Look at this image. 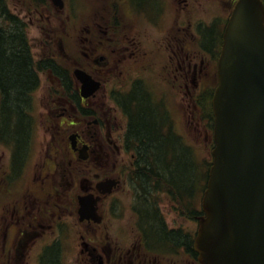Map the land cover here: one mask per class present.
Listing matches in <instances>:
<instances>
[{
	"label": "flooded vegetation",
	"instance_id": "flooded-vegetation-1",
	"mask_svg": "<svg viewBox=\"0 0 264 264\" xmlns=\"http://www.w3.org/2000/svg\"><path fill=\"white\" fill-rule=\"evenodd\" d=\"M19 1L16 12L8 8V18L25 32L34 24L44 35L34 38L36 53L30 40L26 44L35 75L24 110L27 138L22 145L13 137L0 141L10 148L0 164L7 190L0 264H201L194 238L204 215L202 176L199 171L190 189L157 181L135 135V97L141 90L162 133L190 148L200 162L194 137L181 128L189 125L213 144L208 107L216 74L210 66L217 62L229 19L250 10L252 0H88L80 26L74 0H63L64 8L51 0ZM254 1L264 9V0ZM52 14L63 22L64 39L80 32L79 57L63 66L67 72L60 71L59 59L71 54L62 38L49 32L59 29ZM154 48L164 65L155 66ZM125 57L138 73L124 76ZM75 67L99 82L87 96ZM155 82L162 87L159 97ZM45 89L46 103L36 109L35 121L31 104ZM176 96L184 127L178 125L183 122L176 115ZM5 101L0 84V114L7 112ZM2 122L0 128L9 125ZM40 129L46 148L37 158L29 151L33 130Z\"/></svg>",
	"mask_w": 264,
	"mask_h": 264
},
{
	"label": "water",
	"instance_id": "water-1",
	"mask_svg": "<svg viewBox=\"0 0 264 264\" xmlns=\"http://www.w3.org/2000/svg\"><path fill=\"white\" fill-rule=\"evenodd\" d=\"M251 4L226 28L218 61L215 146L194 242L202 264H264V25ZM75 74L86 87L89 75Z\"/></svg>",
	"mask_w": 264,
	"mask_h": 264
},
{
	"label": "trees",
	"instance_id": "trees-1",
	"mask_svg": "<svg viewBox=\"0 0 264 264\" xmlns=\"http://www.w3.org/2000/svg\"><path fill=\"white\" fill-rule=\"evenodd\" d=\"M7 10L5 0H0V19L12 23L9 25L0 22V84L4 95L6 94L7 105L2 123H9L7 126L2 125L0 134L5 138H18L22 145L27 138L28 128L24 110L25 106H28V90L35 80V75L31 69L24 29L14 21L13 16L8 18ZM11 18L12 21L9 20ZM47 67L44 65V68ZM59 68L62 72L68 71L63 65H59ZM136 93L138 109L133 117L136 125L135 135L143 147L146 164L156 175L153 176L158 182L161 180L171 188L177 187L178 190L182 187H194L198 182L199 171L203 181H206L210 160L206 158L201 163L197 162L191 157L190 148L185 150L173 136L164 135L150 100L141 90ZM176 194L179 195V192Z\"/></svg>",
	"mask_w": 264,
	"mask_h": 264
},
{
	"label": "rangeland",
	"instance_id": "rangeland-1",
	"mask_svg": "<svg viewBox=\"0 0 264 264\" xmlns=\"http://www.w3.org/2000/svg\"><path fill=\"white\" fill-rule=\"evenodd\" d=\"M88 0H77V10L78 13L80 14L79 19H77V26H80L83 24V22L80 20L81 18H83L81 16V13L83 14L84 12V7L85 5H87ZM6 3L8 5V7H10L12 10L13 7H15L17 10L20 9V4L21 2L19 0H6ZM15 11V10H14ZM16 12V11H15ZM51 19L53 20L52 25L54 27V25L56 24V26L59 28L58 30H52L51 28L49 29V32H54L55 36L58 35L60 37L64 36V33L61 31L60 26L62 25V21L57 20V17H55L54 14H52ZM57 31V32H56ZM54 33H47L50 35H53ZM79 31L75 30V32L73 33V35L71 36H67V38L63 39L64 41V46L66 47L65 49L67 50V52H70L71 54V58H61L62 63L66 66V67H70L72 64V61L74 59H78L79 57V53H78V42L80 40V38H78L79 36ZM27 34H28V39L30 40V47L32 49V53H36V47L38 46V44H36V40L34 39L35 37L44 35L34 24H32L29 28H27ZM195 45V44H194ZM158 48H154L152 49V51H154V61H155V66L158 67L161 64V53H159ZM152 57V56H151ZM163 64V63H162ZM161 64V66H162ZM145 65V64H144ZM143 65V66H144ZM164 65V64H163ZM123 69H124V76L127 75H133L135 73H138L137 67L133 64V62L128 58L125 57L123 59V63H122ZM208 66H210V64H208ZM211 70L213 72H215V63H213V65L210 66ZM117 70H115L114 72H116ZM162 76V75H161ZM208 78H210L212 76V73H210L209 75H207ZM204 76V77H207ZM46 78V76H44V79ZM156 76H152L151 80H156ZM204 80H202V83L204 85H206L207 83H209V81L205 78H203ZM155 84V90H154V94L159 97V94L162 92V87L161 85H158L156 82ZM174 97V92L171 91V98ZM40 101H33V103L31 104V112L33 113V117L34 120H37V111L36 109L39 108L40 106H44L46 103V89L44 90L43 96L40 95ZM38 104V106L36 105ZM179 98L176 96V101H175V108L177 109L176 111V115H178V120L180 122H183L185 119L183 118V115L179 112L181 110V107H179ZM180 127H184V122L182 124H179ZM183 131H187V137H189L190 139L192 137H194V140L191 144H196V148H197V155L196 158L197 159H202V158H206L208 157V150L205 146V142L203 141V139L198 138L201 137L198 134H195V131L191 128V126L187 125L186 130L184 128H181ZM43 131L40 129L39 132H36V130H33V139H32V143L30 146V153L31 154H35L37 155V158L40 157L41 154L44 153L46 145H45V140L43 139ZM190 143V142H189ZM204 143V144H203ZM202 146V147H201ZM10 150L6 145L0 144V164L5 163L6 158L8 157ZM2 171V169H1ZM0 171V172H1ZM3 177L2 175H0V219L2 220L4 217V205L6 204V200L7 197L5 198V194H7V190H4V184H3ZM0 244H1V236H0ZM1 248V247H0Z\"/></svg>",
	"mask_w": 264,
	"mask_h": 264
}]
</instances>
